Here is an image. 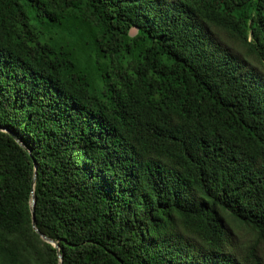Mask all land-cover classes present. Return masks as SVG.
Instances as JSON below:
<instances>
[{
    "label": "trees",
    "instance_id": "trees-1",
    "mask_svg": "<svg viewBox=\"0 0 264 264\" xmlns=\"http://www.w3.org/2000/svg\"><path fill=\"white\" fill-rule=\"evenodd\" d=\"M32 191L62 264H262L264 0H0V264Z\"/></svg>",
    "mask_w": 264,
    "mask_h": 264
},
{
    "label": "water",
    "instance_id": "water-1",
    "mask_svg": "<svg viewBox=\"0 0 264 264\" xmlns=\"http://www.w3.org/2000/svg\"><path fill=\"white\" fill-rule=\"evenodd\" d=\"M6 131V130H4ZM20 145L24 146L21 142H20ZM36 177H37V171H36V168H35V172H34V176H33V188H34V185H35V182H36ZM35 204H36V199H35V196H34V192L32 191V199H31V205H30V208H31V212H32V216H33V221H32V226H33V229L39 234V236L41 237V239L47 243H50L51 245H53L57 251H58V256H59V259H60V264H62V255L60 254V249H59V245L56 241L50 239L49 237H47L46 235L42 234L37 226H36V222H35V217H34V209H35Z\"/></svg>",
    "mask_w": 264,
    "mask_h": 264
},
{
    "label": "rangeland",
    "instance_id": "rangeland-1",
    "mask_svg": "<svg viewBox=\"0 0 264 264\" xmlns=\"http://www.w3.org/2000/svg\"><path fill=\"white\" fill-rule=\"evenodd\" d=\"M255 241V238L247 232V230H242L238 232V236L236 237L237 244L242 247L243 249H246L250 246L251 243ZM261 249V248H259ZM261 255L263 256L262 264H264V252L260 251Z\"/></svg>",
    "mask_w": 264,
    "mask_h": 264
}]
</instances>
